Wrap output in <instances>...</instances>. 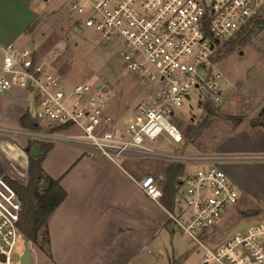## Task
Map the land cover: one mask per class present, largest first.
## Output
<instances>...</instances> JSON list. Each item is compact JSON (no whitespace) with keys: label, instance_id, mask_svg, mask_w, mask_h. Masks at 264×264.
Instances as JSON below:
<instances>
[{"label":"built area","instance_id":"2783aa9c","mask_svg":"<svg viewBox=\"0 0 264 264\" xmlns=\"http://www.w3.org/2000/svg\"><path fill=\"white\" fill-rule=\"evenodd\" d=\"M63 1L78 15V27L98 32L108 41L121 39V57L129 73L156 88L132 117L116 120L108 114L112 95L101 85L95 92L86 82L67 90L47 63L38 61L30 50L9 44L1 50L0 95L13 89L28 93L29 114L40 127L24 128L16 135L38 143L79 144L85 152L99 153L116 165L146 157L209 165L183 179L179 201L185 202L184 208L167 211L168 220L204 250L202 264H264V221L259 219L219 244L206 241L241 197L238 185L219 165L224 159L190 157L149 146L163 137L182 142L174 122L179 116L176 110L191 100L193 89L206 92L205 97L216 105L223 103L230 81L212 74V58L264 14V0ZM199 97L202 100L203 95ZM11 132L0 126V134ZM5 165L0 157V264H21L15 257L26 242L19 228L22 205L7 182ZM137 183L145 195L161 203L163 191L154 175L146 174Z\"/></svg>","mask_w":264,"mask_h":264},{"label":"rangeland","instance_id":"374dc122","mask_svg":"<svg viewBox=\"0 0 264 264\" xmlns=\"http://www.w3.org/2000/svg\"><path fill=\"white\" fill-rule=\"evenodd\" d=\"M5 2L6 0H0V31L6 35L17 32L13 42L17 47L33 50L41 60L51 63L49 64L51 71L62 78L61 87L71 90L75 85L86 82L92 87V92H95L98 85H101L102 90L112 95L108 114L116 120L132 117L138 105L148 100L155 90L154 84L145 83L139 75L129 73L121 57L123 41L119 38L108 41L98 32L78 27L75 23L79 17L66 1L11 0L9 4ZM20 30L21 32L18 33ZM262 30L251 34L243 43L237 42L230 52L222 49L221 53L219 51L220 54L213 57L218 59L212 60V74H220L221 79L231 80L223 97V103L237 88L241 91L243 89L251 91V93L264 91V67L258 64L259 59H264V28ZM238 39L239 37L236 40ZM251 86H256L258 89L251 90ZM205 94L206 92L193 89L191 100L186 99L183 107L176 110L179 116L174 122L183 135L180 144L163 137L157 142L149 143V146L155 150L181 153L190 157L212 156L216 145L222 140L220 138L239 124L240 117L246 120L247 116L233 113L224 104L211 107L213 112L208 113L204 106L211 101L205 97ZM200 95H203L202 100ZM20 101V97H15L11 93L6 96L0 95V126H8L13 130L20 129L19 118L27 110L26 106L19 104ZM200 101L202 107L199 106ZM259 102L262 101L259 100ZM4 116L9 120H3ZM257 118L258 114L253 117L252 122H255ZM244 120L241 123L245 122ZM11 133V136L0 134V152L2 153L0 157L2 164L6 163V168L11 172L7 174V179L15 184L26 186L30 179V158L35 146L29 154L26 151L30 144L28 140L18 137L16 132ZM53 147L55 149L51 153L50 164L58 168L62 165L60 171L79 153L77 148L69 143H55ZM43 152L41 148L37 158ZM124 163L125 165L123 161L120 162V166H128L133 171L136 170V176H141L149 172L158 174L162 165L169 166L172 162L146 157L124 160ZM183 164L189 173L209 166L193 162ZM257 173V179L261 177L263 180L264 174L258 171ZM235 184L237 186V183ZM237 188L239 189L238 186ZM250 200L254 203L242 206L239 202L234 210L226 214L224 220L215 227L206 241L215 244L222 242L249 211L258 212L256 219L264 221V204L253 198ZM183 203L185 204L183 201L178 205V209L184 208ZM21 205L22 210L23 204ZM158 207L154 206L156 227L159 226L162 216L168 222V215ZM72 212L78 216L77 219L80 222L85 219V217H79L78 211ZM78 225L82 228L80 233L77 230L70 233L62 227L61 231H57L54 227V247L49 227L48 231L41 228L36 243L25 237V241L29 242L34 264H201L205 253L193 239L179 232L172 233L168 228H160L156 231L155 227L145 233L118 234V239L113 241L111 237L104 238L100 222H92L89 225L84 222L83 226L79 223ZM73 228L75 229L74 225ZM24 251L25 244L17 248L16 252L23 254ZM179 259L180 261L175 262Z\"/></svg>","mask_w":264,"mask_h":264},{"label":"crops","instance_id":"0c3cea01","mask_svg":"<svg viewBox=\"0 0 264 264\" xmlns=\"http://www.w3.org/2000/svg\"><path fill=\"white\" fill-rule=\"evenodd\" d=\"M10 1L11 0H6L5 4H9ZM44 1L46 2V0ZM1 7L3 8V3ZM25 31L26 29L24 32ZM20 32L21 30L18 33ZM15 36L17 37V32L6 35L0 31L1 56L2 48L9 44H14ZM30 51L38 61L51 65V63L46 60H41L35 51ZM258 64L263 68L264 59H259ZM250 89L253 90L258 88L256 86H251ZM243 90L241 91L239 88L233 90L222 105L224 104V106H227V108L235 114L246 115L247 119L244 120L245 122L235 126L234 129L227 131L225 135L222 134L223 137L220 138L222 140L216 145V150L212 155L224 159L219 162V165L232 177L243 193L239 200L242 206L254 203L250 200L251 198H253V200L262 201L264 204V179L261 180L260 177L258 180L256 177L258 174L257 171L260 174H264V126L252 127L250 125V120L264 108V91H260L261 93H251V91ZM9 93L13 94L15 97H20L21 101L19 104L27 107L26 112L19 118L20 129H24L21 121L26 113L29 114L31 112V97L28 93L20 89H13L3 95L6 96ZM259 100L262 102L258 103ZM3 120L9 119L4 116ZM4 128L9 129L8 126ZM20 129L9 130L16 132ZM71 132L74 133L75 130ZM69 133L70 132H65V134ZM29 142L31 141H28V143ZM62 143H69L77 148L79 153L76 158L69 164H65V168H63L62 171H60L61 167H63L62 165L59 168L51 166V153L53 149H55L53 147L55 143H53L51 150L47 153L42 164L46 175L54 180L60 181V186L67 194L65 200L60 204L49 220L48 227L53 247L55 238L54 227L57 228V231H61L60 228L62 227L63 230L66 228L70 233L73 230H77L80 233L82 232V228H79L78 223L83 226L84 222L88 225L92 224V222H100L102 223L101 229L103 231L102 233H104V238L111 237L113 241H116L118 239V234L131 235L132 233L138 234L139 232L145 233L151 229L153 230L157 225L154 206H159L158 208L164 210V213L167 215V211L173 212L179 210L178 205L181 203L179 201L181 183L189 174L186 166L183 176L179 178L175 184L176 197L173 202H171V205L167 206L164 204L163 198L161 199V203H158L145 195L139 187L137 181L146 174L136 176V170L134 169L135 171H133L130 167L124 166V161L123 166H120V164L116 165L99 153L85 152L83 147L79 144L71 142H60L59 144ZM168 164L162 165L161 171L158 172L159 177L158 174H156L157 172L147 173L156 177L162 191L165 171L168 168ZM6 169L10 174V170L8 168ZM72 211H78L79 217H85V219H82L80 222L77 219L78 216L74 215ZM222 220H224V217ZM165 222V218L162 216L159 220V228L156 227V231L160 228H168L172 233L178 232L174 229L173 224L170 223L169 220ZM148 252L151 253V250L148 249ZM176 261H180V259L175 260V262Z\"/></svg>","mask_w":264,"mask_h":264},{"label":"trees","instance_id":"16d2710c","mask_svg":"<svg viewBox=\"0 0 264 264\" xmlns=\"http://www.w3.org/2000/svg\"><path fill=\"white\" fill-rule=\"evenodd\" d=\"M264 28V14L258 16L252 23L245 28L242 33H240L236 39L228 41L224 46H222L219 51L220 53L224 49L226 52H230L232 47L237 43H243L247 40L251 34L256 31H261ZM218 51L217 54H220ZM218 56V55H217ZM218 57L212 58V60L217 61ZM204 109L208 113H212L211 107L217 106L212 102L205 103ZM200 107H202V102H200ZM239 124L244 120L243 117L239 118ZM250 121L252 127L264 126V108L259 112L258 118L255 122ZM22 126L26 129L36 130L39 129V125L31 117L30 114L26 113L22 117ZM27 147V152L31 154V149L36 145H41L44 152L39 158H30L29 166V182L26 186H21L13 183L11 180L7 179L9 185L17 193L21 203L23 204V209L21 210V218L19 222V228L24 234V236L33 242H37L38 233L41 228H45L48 231V224L51 216L54 214L56 209L65 200L67 194L60 186V181L50 178L43 170L42 164L47 155L51 150L52 143L43 142H29ZM24 153V152H23ZM25 154V153H24ZM185 171V165L182 163L172 162L165 171V180L163 185V202L165 205L170 206L171 202L176 197L175 184L179 178H181ZM1 172V170H0ZM41 182L43 185L40 186ZM42 190H41V189ZM258 213V212H257ZM48 233V232H47Z\"/></svg>","mask_w":264,"mask_h":264},{"label":"water","instance_id":"95a60500","mask_svg":"<svg viewBox=\"0 0 264 264\" xmlns=\"http://www.w3.org/2000/svg\"><path fill=\"white\" fill-rule=\"evenodd\" d=\"M208 80V79H207ZM188 98V96H187ZM42 146L41 145H36L33 151L32 156L34 158H37L39 156V152L41 151ZM257 212L254 211H249L246 214V217L240 221L236 227L234 229H232V231H230L228 233V235L225 237V239H229L231 236L235 235L236 233L244 230L245 228L251 226V225H255L257 223ZM16 260L20 261L21 264H34L33 260H32V251L29 247V242L26 241L25 242V251L23 254L21 255H17L15 257Z\"/></svg>","mask_w":264,"mask_h":264}]
</instances>
